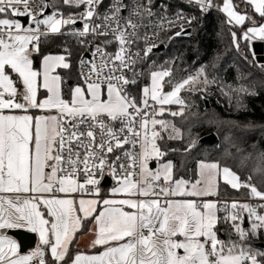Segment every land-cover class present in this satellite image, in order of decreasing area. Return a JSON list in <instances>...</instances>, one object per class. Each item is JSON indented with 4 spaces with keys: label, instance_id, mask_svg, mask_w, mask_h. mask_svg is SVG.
Instances as JSON below:
<instances>
[{
    "label": "snow or ice",
    "instance_id": "1",
    "mask_svg": "<svg viewBox=\"0 0 264 264\" xmlns=\"http://www.w3.org/2000/svg\"><path fill=\"white\" fill-rule=\"evenodd\" d=\"M185 2L201 13L218 9L230 26L250 23L240 36L230 31L231 44L246 62L264 69L254 50H241V41H264V23L239 11L240 4L233 0ZM240 2L264 19V0ZM58 3L83 10L65 15ZM103 3L0 0V264H264V251L248 243L264 232V191L253 183L254 175L264 176V150L253 156L228 132L217 145L219 159L196 161L194 179L179 175L176 162L165 159L179 154V167L185 166L188 154L200 144L199 134L192 132L197 123L240 127L214 117L189 123L186 110L191 106L181 93L207 92L218 83L209 78L207 65L175 81V61L167 62L168 67L155 61L144 67L164 43L161 33L179 27L169 40L189 34L184 25H191L196 16L178 11L170 17L162 3L158 14L153 10L156 0H110L98 11ZM20 18L30 23L25 26ZM78 22L82 27L66 34L88 51L77 64L82 83L70 86L65 98L66 81L58 70L72 68L73 53L65 47L63 54H44L41 46L50 35H64L63 28ZM97 38L103 39L97 43ZM112 44L116 50L107 51ZM211 67L218 65L212 62ZM146 73L150 83L141 88L138 101L130 89ZM220 91L230 105L235 93L237 108L246 107L244 96L259 94L243 83L221 84ZM31 110L48 114L32 115ZM180 117L188 124L186 131L175 122ZM257 128L264 125L249 123L242 131ZM260 135L264 137V131ZM167 141L184 146L162 147ZM105 170L116 186L109 198L101 199ZM221 182L236 191L248 190L249 198L261 203L205 199L219 195ZM85 221L95 226L89 247L102 251L73 254V241ZM220 223L231 229L228 240L218 236ZM12 229L38 234L39 245L22 254L7 234Z\"/></svg>",
    "mask_w": 264,
    "mask_h": 264
},
{
    "label": "trees",
    "instance_id": "2",
    "mask_svg": "<svg viewBox=\"0 0 264 264\" xmlns=\"http://www.w3.org/2000/svg\"><path fill=\"white\" fill-rule=\"evenodd\" d=\"M218 3H222L219 0ZM234 4H240L238 10L241 12L247 11L249 15H253L257 24L264 23V19H261L258 14L254 13L251 7H245L240 0H234ZM178 9L191 12L196 16V20L192 25L191 34L183 37H175V39L169 40L167 37L173 36V33L166 34L164 37L165 49L151 54V60L144 67H151V61H155L156 66L163 65L168 67L169 61H175L172 64L174 81L180 80L190 74H195L196 70L204 65L208 66L209 78L213 76L217 79L218 83L209 86L207 92H187L184 91L181 95L186 102L191 106L189 110H186V116L189 117V123L193 119H206L207 117H214L220 121H234L240 127H232L228 124H201L197 123L192 127L193 134H199L200 144L199 146L188 154L184 167H179L180 161L183 159L179 154H169L165 159H173L178 166V173L185 179L195 178V165L199 159H205L212 161L220 158V150L217 147L223 136L231 132L234 139H237V143L241 148H244L247 152L252 153L253 156L258 151L264 150V137H261L260 132L264 129L257 128L254 132L242 131L243 126L246 124L264 125V69L254 66L243 59L240 52L232 46L230 31H235L237 36H240L244 29L251 26L250 23H245L243 28L235 25L230 26L226 23V16L222 12H210L201 13L195 7H189L184 4L177 5ZM59 10L63 11L67 15L70 11H81V9H69L63 6L62 3H58ZM72 25L64 28L65 31L69 30ZM67 47L72 51V68L70 70H59L60 74L64 76L65 83L63 85L65 98L69 96V89L67 88V82L73 81L78 76V59L81 54H85L88 49L81 48L75 38L66 37L62 35H52L48 37L46 43L42 44V53L44 54H63V49ZM251 49V44H247L241 41L242 52H248ZM252 50V49H251ZM219 57L217 60L216 58ZM249 61L252 60V56L249 55ZM216 62L218 67L213 69L211 63ZM39 60H37V66ZM238 76H242L241 79H237ZM147 73L143 77V80L134 89V95L139 101L140 88L143 84L148 83ZM238 83H243L250 89L255 90L258 95L244 96L243 103L245 108H237L235 103L236 94L233 93V99L231 105L228 98L225 97L220 91L221 84H231L235 87ZM169 90V86H166ZM206 101L209 103V107L206 106ZM173 109H176L174 106ZM192 113H198V117H192ZM166 119H172L170 116L164 117ZM183 117L176 118L178 126L187 130L188 124L182 123ZM216 135V140L212 143L201 142V140L210 135ZM255 145V147H253ZM162 147L170 148H183V144L176 141H167L166 145L162 144ZM235 152V149H233ZM231 164V161H229ZM235 169V166L232 165ZM247 169L242 172V179L244 174L247 173ZM253 183L256 184L259 190L264 191V176L254 175ZM217 198L223 199H237L246 201L249 199L248 190L241 189L236 191L231 189L223 182L220 183V192ZM220 216V215H219ZM91 221H85L83 229L78 235L87 233L91 226ZM249 227V226H248ZM247 228V227H246ZM218 236L220 239L228 240L229 236L226 234L231 229L229 225L220 223L217 225ZM232 239H236L235 235H232ZM254 248L261 251L258 248V244L264 243V232L256 238H252L248 241ZM72 253L80 251L76 247V242H73ZM99 251V249L93 250ZM89 252V251H88ZM48 257H46L47 259Z\"/></svg>",
    "mask_w": 264,
    "mask_h": 264
},
{
    "label": "built area",
    "instance_id": "3",
    "mask_svg": "<svg viewBox=\"0 0 264 264\" xmlns=\"http://www.w3.org/2000/svg\"><path fill=\"white\" fill-rule=\"evenodd\" d=\"M218 1H219V0H215L216 3H218ZM109 3H110V0H104V3L101 5V7H100V9H98V11H103L104 8H105ZM161 3L164 4V5L166 6V8H167L166 15H168V16H170V17H174V16H175V13L178 12V11H182V12L184 13V15H186V16H192V15H193L191 12H188V11H184V10L178 9L177 5H179V4H184V5H186V6L193 7V6L188 5V4L185 2V0H156V6H154L153 10L156 11L158 14H159L160 12L163 11V9L159 8V4H161ZM82 10H83V6H82ZM210 12H221V11H219V10L216 9V8H213V9L210 10L208 13H210ZM28 23H30V20H29V19H28ZM28 23H27V25H28ZM78 23H79V22H78ZM78 23H77V24H78ZM193 23H194V21L192 22L191 25L185 24V25H184V28H185L186 30L189 29V28H192ZM79 24H80V26L77 27L76 25H72L71 28H77V29H79V28L82 27L81 23H79ZM27 25H25V26H27ZM71 28H70V29H71ZM68 31H69V30H67V31L62 30V32L65 33V34L62 35V36L71 37V36H69V35L66 34ZM177 31H180L179 27L172 28L169 32H167V33H161L160 35H161V37L164 39V37H165L166 34H169V33H173V34H174V33L177 32ZM50 36H52V35H50ZM72 38H73V37H72ZM91 39H92L91 37H88V40H91ZM100 39H103V38H97V41H96V42L99 43V42H100ZM260 41H262V40H260ZM262 42H264V41H262ZM161 45H164V44H161ZM161 45H160V46H161ZM141 47H143V45H141ZM116 48H117V45H116V44H112V45H110V46L107 48V51H109V52H114V51L116 50ZM155 50H156V49H154L153 52H155ZM85 54H87V52H86ZM85 54H84V55H85ZM138 67H140V66H138ZM142 80H143V78H141L140 82H141ZM130 90H131V89H130ZM125 147L127 148L128 146L126 145ZM114 183H116L115 179L112 178L110 175H108L107 170H105L104 178L101 180V183H100V185H99L100 193L103 191V190H102L103 187L112 186ZM107 184H109V185L107 186ZM79 195L82 196L81 194H79ZM83 196H91V195H89V194H83ZM215 200H217V201H221V202L227 201V202L230 203L231 201H233V200H237V199L230 200V199L216 198ZM239 201H241V202H248V203H252V204H258V203H261V201H259L258 199H250V198H249L248 200H246V201H242V200H239ZM218 214H219L221 217H223L225 213H224V212H219ZM248 222H249V221H248ZM249 224H250V222H249Z\"/></svg>",
    "mask_w": 264,
    "mask_h": 264
},
{
    "label": "water",
    "instance_id": "4",
    "mask_svg": "<svg viewBox=\"0 0 264 264\" xmlns=\"http://www.w3.org/2000/svg\"><path fill=\"white\" fill-rule=\"evenodd\" d=\"M20 19H21L22 23L27 25L28 18H20ZM76 26L78 27V26H80V24L78 23V24H76ZM186 31H187V33L191 34L192 28H189ZM189 34L182 35V36H179V37L187 36ZM164 49H165V45H161L158 49L155 50V52L162 51ZM251 49L255 51L256 59L264 62V42H262L260 40L254 41L251 44ZM85 55H87V54H85ZM206 106H207V108L209 107V103L207 101H206ZM215 140H216V135L212 134L210 136H207V137L203 138L201 140V142L212 143ZM108 185L109 184H107V186ZM248 225H249V222H248V220L246 218L244 227H248ZM8 234L13 236V237H15L19 241L20 251L22 253H25L27 251L32 250L35 247V245H36L37 238H36V235L34 233L27 232V231H24V230H9ZM257 246H258V248H261L262 250H264V243H260Z\"/></svg>",
    "mask_w": 264,
    "mask_h": 264
},
{
    "label": "crops",
    "instance_id": "5",
    "mask_svg": "<svg viewBox=\"0 0 264 264\" xmlns=\"http://www.w3.org/2000/svg\"><path fill=\"white\" fill-rule=\"evenodd\" d=\"M223 13V12H222ZM237 27H239V26H237ZM257 40H259V39H256V40H254V41H257ZM253 41V42H254ZM253 42H251V44L253 43ZM59 71V70H58ZM80 83H82L81 82V80H80V78H79V76H76L75 78H74V80L73 81H68L67 82V88L69 89L70 88V86H72V85H76V84H80ZM45 95V93L43 92V91H41V93H40V98H42L43 96ZM16 114H22V113H20V111L19 110H16ZM29 114H32V115H47L48 113H44V112H39V111H37V110H31L30 111V113ZM53 114H55V113H53ZM110 192H104V191H102L101 193H100V198L101 199H103V198H109V196H110ZM57 195H59V196H61V197H63L65 194H57ZM73 196H75V198H77V199H79V198H84V199H91V198H94V197H92V196H80L79 194H72ZM208 198V197H207ZM210 199H212V200H215L216 198H217V196H215V197H209ZM206 199V198H205ZM219 215V214H218ZM250 225V224H249ZM248 225V226H249ZM83 229V228H82ZM81 229V230H82ZM12 230H24V231H27L26 229H12ZM80 230V231H81ZM9 231V230H8ZM8 231H7V234H8ZM79 231V232H80ZM94 231H95V226H94V224L92 223L91 224V226H90V228H89V230L87 231V233H85V234H82V235H78L79 234V232L76 234V239L73 241V242H76V247L80 250V251H82V252H85V253H87V254H96V253H99L100 251H102V249L101 248H99V247H97V248H90L89 247V245H90V242L94 239V235H93V233H94ZM27 232H29V231H27ZM32 233V232H31ZM35 235H36V238H37V240H36V245H35V247L32 249V250H30V251H27V252H25V253H22V254H27V253H29V252H31V251H33V250H35V248L39 245V237H38V234H36V233H34ZM9 235V234H8ZM9 236H11V235H9ZM13 239H15L16 241H17V243L19 244V241L15 238V237H13V236H11ZM20 245V244H19ZM96 249H99V251H93V250H96ZM89 251V252H88Z\"/></svg>",
    "mask_w": 264,
    "mask_h": 264
},
{
    "label": "rangeland",
    "instance_id": "6",
    "mask_svg": "<svg viewBox=\"0 0 264 264\" xmlns=\"http://www.w3.org/2000/svg\"><path fill=\"white\" fill-rule=\"evenodd\" d=\"M233 3H234V0H233ZM254 10V9H253ZM240 11V10H239ZM224 14V13H223ZM225 15V14H224ZM226 16V15H225ZM227 18V17H226ZM240 27V26H239ZM62 30H64V28L62 29ZM148 81V83H146V84H149L150 83V81H149V79L147 80ZM146 84H143L142 85V87L143 86H145ZM141 87V88H142ZM141 88H140V91H141ZM135 89V88H134ZM134 89H132V90H130L131 91V93H132V95H134ZM134 90V91H133ZM165 90H167V88L165 89ZM170 90V89H169ZM135 96V95H134ZM139 99H140V97H139ZM138 100V99H137ZM173 110H176V109H173ZM159 118V117H158ZM153 166H155V162H153V164H152ZM152 165H150V166H152ZM116 186V183H114L112 186H108V187H103L102 188V190L104 191V192H110L111 193V189L113 188V187H115ZM206 199H210L209 197L208 198H206Z\"/></svg>",
    "mask_w": 264,
    "mask_h": 264
}]
</instances>
